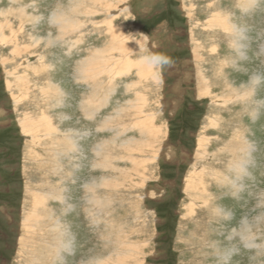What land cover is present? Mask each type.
Returning <instances> with one entry per match:
<instances>
[{
	"label": "rangeland",
	"instance_id": "obj_1",
	"mask_svg": "<svg viewBox=\"0 0 264 264\" xmlns=\"http://www.w3.org/2000/svg\"><path fill=\"white\" fill-rule=\"evenodd\" d=\"M245 1L112 0L101 6L88 0L87 7L97 13L73 14L76 18L70 14L76 22L69 19L71 27L74 23L76 28L64 36L52 14L72 0H0V264H26L23 223L34 205L29 199L38 188L44 195L51 187L65 190L68 203L50 199L51 217L42 214V225L60 217L76 233L77 251L67 256V264H94L99 256L105 260L123 248L120 239L128 238L143 251L124 264H217L214 242L223 246L226 229L236 226L242 215L257 214L254 197L264 190V83L254 89L248 86L253 73H264V0L249 6L251 0ZM35 16L38 21L33 22ZM111 27L121 29L120 39H126L131 53L127 57L112 48ZM49 33L55 48L47 46ZM241 33L246 37L240 41L244 59L237 51ZM161 55L170 63L154 64L158 82L126 70V59L153 65L150 58ZM51 81L59 94L46 97L43 88ZM208 86L211 93L205 95ZM141 105L139 119L154 115V127L166 136L153 149L147 145L131 158L117 143L133 138L150 143L149 135L143 137L132 128ZM46 116L52 117L56 139L43 138L38 125L34 133H24L20 122L29 118L32 126ZM69 137L76 139L83 153H76L75 161L65 151ZM201 138L211 140L207 155L217 159L201 157ZM33 141L38 147H31ZM104 143L108 146L101 158L95 147ZM246 147L248 155L239 156ZM48 148L54 152L50 157ZM222 148L225 152L218 151ZM31 153L42 155L45 162H37ZM133 159L142 162L139 172ZM236 159L248 163L249 169L239 198H233L231 188ZM194 168L207 170L202 182L211 200L207 206L199 203L185 217V207L195 195L187 193L185 181ZM123 169L133 174L132 179L115 190L99 187L102 178H116ZM143 174L148 180L135 191L132 186L142 184ZM88 182H96L95 187L89 186L90 190ZM220 207L234 212L230 223L217 217ZM256 237V243H264V225ZM232 264H264V253L256 255L240 246Z\"/></svg>",
	"mask_w": 264,
	"mask_h": 264
},
{
	"label": "bare ground",
	"instance_id": "obj_2",
	"mask_svg": "<svg viewBox=\"0 0 264 264\" xmlns=\"http://www.w3.org/2000/svg\"><path fill=\"white\" fill-rule=\"evenodd\" d=\"M69 1V0H68ZM110 2L112 0H94V5L95 4H98L103 6V2ZM116 1H119L118 3H121L125 0H116ZM247 1V0H246ZM245 1V2H246ZM253 1L254 0H251L249 3L246 4V6L249 4H253ZM87 2L88 0H72V4H68L69 6L66 7L65 6H59L52 14V22L58 27V32H60V34L62 35H66V33L68 32H73L72 29L76 28V23L74 21V19L72 20L71 18L75 17L77 15H73V14H76V13H81L82 16H90V15H95L97 12H93L92 8L90 7H87ZM128 2V0H127ZM248 2V1H247ZM255 4V3H254ZM248 5V6H249ZM112 4H107V7H111ZM252 6V5H251ZM254 6V5H253ZM95 7V6H94ZM93 7V9H94ZM84 8V9H83ZM118 8V7H117ZM116 8V9H117ZM115 9V8H114ZM127 9V8H126ZM222 9V8H221ZM118 10V9H117ZM101 13V12H100ZM25 14V13H24ZM22 14V16L24 15ZM70 14H71V18H70ZM86 14V15H85ZM109 15V14H108ZM111 15V14H110ZM115 15V14H114ZM20 16V17H22ZM81 16V15H80ZM112 16V15H111ZM231 16V15H230ZM93 17V16H92ZM32 18V17H31ZM135 18V17H134ZM72 20V22L74 21L73 23V27H71V22L70 20ZM38 21V18L35 16L33 22H36ZM77 21V20H76ZM112 21V19H111ZM214 21V20H213ZM80 22V21H79ZM103 22V21H102ZM212 22V21H211ZM113 23V22H112ZM213 23V22H212ZM2 24V23H1ZM0 24V25H1ZM83 24V22H82ZM107 24V23H106ZM80 25V23H79ZM216 25V24H215ZM33 26V25H32ZM55 26V27H56ZM198 26V25H197ZM6 27V26H5ZM209 27V26H208ZM212 27V26H211ZM2 27L0 26V31L2 30L1 29ZM72 28V29H70ZM112 28V41L114 44L112 48H114V51H115V48H119L120 49V53L123 54V55H129L131 53L127 52V49L128 46L125 45L127 43V41L124 40L123 42V37L120 39L121 37V34L122 32L120 33L119 30L121 29H116L114 27H111ZM109 28V29H111ZM215 29V28H214ZM3 31V30H2ZM51 33V32H50ZM49 33V34H50ZM124 34V33H123ZM4 36V35H3ZM63 36V37H64ZM70 36V35H69ZM125 36V34H124ZM145 36V35H144ZM13 37V36H12ZM47 37V36H46ZM111 37V36H110ZM53 36L50 34L49 35V38H48V41L47 43H49L47 46H52L55 48V46L57 47L56 45V42L54 43L53 40H52ZM65 38V37H64ZM125 38V37H124ZM56 39V38H55ZM130 39V38H128ZM5 40V39H4ZM122 40V42H121ZM116 41V42H114ZM131 41V40H130ZM36 42H40V40H37ZM45 42V41H44ZM126 42V43H125ZM70 43V42H69ZM80 43V41H79ZM33 44V43H32ZM133 44V43H132ZM8 45V44H7ZM79 45V44H78ZM118 46V47H115ZM36 46V45H35ZM141 46V45H140ZM15 48V47H14ZM138 48V47H137ZM50 49V48H49ZM16 52H18V48L15 49ZM73 50V49H72ZM132 50V49H131ZM142 50V49H141ZM247 50V48H246ZM51 51V50H50ZM114 51H111V52H114ZM93 52V51H92ZM90 52V53H92ZM217 53V52H216ZM136 55V54H135ZM246 55V54H245ZM40 57V56H39ZM101 57V56H100ZM127 57V56H126ZM45 58V57H44ZM44 58H40L39 60H43ZM62 58V57H61ZM98 59V58H97ZM115 59V58H114ZM110 60V58H109ZM118 60V59H117ZM90 61V60H89ZM99 61V60H98ZM96 61L95 59V63L98 62ZM102 61V60H101ZM126 63H127V68L126 70H136L137 71V75L140 77V78H143L144 80H148L149 77H152L154 78V80H159V77L157 75V73L155 72L154 70V64H148L145 60L143 62H135L134 60L133 61H130V60H125ZM82 62V61H81ZM87 62V61H86ZM227 63V62H226ZM90 64V63H89ZM122 64V63H121ZM100 65V64H99ZM43 66V65H42ZM45 66V65H44ZM93 67V66H92ZM95 68V67H94ZM91 71V69H87L85 71ZM93 70V69H92ZM83 70V73L85 72ZM156 73V74H154ZM97 74V73H96ZM98 75H100L98 73ZM94 78V76H93ZM87 81V80H85ZM183 82V81H182ZM55 83L53 81H51V83H48L46 89L43 88V94L48 97V96H54V95H57L59 94V91L58 89H56L57 87L54 85ZM205 86H207V84H205ZM7 87L9 89H11V85H7ZM220 87V86H219ZM13 89V88H12ZM13 91V90H12ZM237 91V90H236ZM205 95L207 94H210L211 93V88L208 86L205 88ZM249 95V94H248ZM62 97V96H61ZM54 98V97H53ZM49 100V99H48ZM62 101V99H60ZM184 100V98H183ZM141 101H143L144 105H145V102H146V98H142ZM234 102V101H233ZM210 104V103H209ZM144 105H141L138 107L137 109V114H136V120L132 126V128L134 129V131L138 130L139 133L141 134V136L143 137H147L149 135V138L147 139L148 142H150L149 144L147 142H143V140H136V139H131V140H127L126 142L124 143H117V145H119V148H126L128 150V154L131 155V158L133 157L132 155L140 152L142 149H145V147H148L150 149H153L154 146L156 144H158V140L159 139H164L165 136H166V133L163 134L161 128H157V127H154L153 123L155 122L154 121V115L153 116H148L147 119L145 120H142V119H139L140 116L138 115H142L143 111L142 110V107ZM136 110L134 109V113ZM145 111V110H144ZM165 113V112H164ZM43 114H45L43 112ZM124 114V113H123ZM162 114V113H160ZM120 115V114H119ZM157 115V114H156ZM31 116V115H30ZM44 116V115H43ZM159 117V116H157ZM69 118V117H68ZM156 118V117H155ZM157 119V118H156ZM65 120V119H64ZM211 120V119H210ZM38 124H35V125H30L31 121L29 118L25 119L23 122H20V125L24 131L25 134H28V133H34L33 131H36L38 129H42V131L40 132L41 133H45V135H43L42 137L45 138V139H49V137L52 135L54 136V139L57 138V131H55V129L52 127L51 125V122H52V117L50 116H46V117H42L38 120ZM33 122V121H32ZM35 123V121L33 122ZM149 123V124H148ZM168 123V122H167ZM156 124V123H154ZM38 125V126H37ZM215 125V124H214ZM34 126H37L38 129ZM159 126V125H158ZM168 127V126H167ZM132 129V130H133ZM54 132H53V131ZM169 132V131H168ZM49 133V134H48ZM138 133V134H139ZM168 134V133H167ZM37 135V134H36ZM51 136V137H52ZM120 136V134H119ZM125 136V134L123 135ZM164 137V138H163ZM39 138V137H38ZM241 138V136H240ZM242 139V138H241ZM116 140V139H115ZM161 140V141H162ZM166 140V139H165ZM68 141H69V145H68V149L65 150L66 152H68L69 156L71 155V159L73 161H75V159H77V155L76 153H80L81 149H79V146H78V142L76 141V139L74 140V138H71L69 137L68 138ZM146 141V140H145ZM152 141H153V144H152ZM242 141V140H241ZM116 141H114L113 144H115ZM165 142V141H164ZM211 140L208 138H201V140L199 139L198 141V149L200 150V152H202L201 154V157L203 159H206L208 157H211L212 160H215L217 159V155H207V147L208 145L210 144ZM112 144V143H111ZM165 144V143H164ZM116 145V144H115ZM162 145V144H161ZM38 147L37 143H35L33 141L32 143V148H35V147ZM106 146H108L106 143L104 144H99V145H96L95 147V154L99 155L100 157L103 155L102 154V150H105V152L107 151L106 149ZM110 146V145H109ZM42 147V146H41ZM60 147V146H59ZM147 147V148H148ZM162 147V146H161ZM180 147V146H179ZM227 147V146H226ZM44 148V147H43ZM108 148V147H107ZM163 149V148H162ZM161 149V151H162ZM225 149V148H224ZM224 149H219L218 151H224ZM229 147H227L225 150L229 151ZM79 150V151H78ZM231 150V149H230ZM245 150L248 151L247 147L246 149H241L240 150V155L239 156H242L244 155L246 152ZM253 150V148H252ZM52 151V150H51ZM50 149L48 148L46 150L48 156L50 157V153H53L54 152H51ZM159 151V152H161ZM225 152V151H224ZM230 152V151H229ZM59 155L61 152H58ZM58 153L56 154V157L58 156ZM231 153H237L236 151H232L231 150ZM32 154V153H31ZM82 152H81V156H82ZM156 154V153H154ZM168 154V153H167ZM247 154V153H246ZM248 155V154H247ZM251 155V154H250ZM32 156L34 157L35 155L32 154ZM42 155H36L34 157V159L38 158V160H36L37 162L39 161L40 163H43L45 162V160H43L42 158H40ZM122 156V155H121ZM234 156V155H233ZM252 156V155H251ZM31 157V159L33 158ZM108 157V156H107ZM236 157V155H235ZM245 157V156H244ZM102 158V157H101ZM100 158V159H101ZM105 158V157H104ZM156 159H158L159 157L158 156H155ZM238 158V157H237ZM107 159V158H106ZM110 159V158H109ZM201 159V160H203ZM239 159V158H238ZM251 159V157H250ZM48 160V161H47ZM46 161L48 163H53V160H50V159H47ZM98 160V159H96ZM237 160V159H236ZM133 163H137L136 164V168L134 169L135 171L139 172L140 171V165L142 162L138 163V161H135V159L132 160ZM144 161V159L142 160ZM155 161V160H154ZM242 160H239V162H241ZM247 161V160H245ZM249 161V160H248ZM46 162V163H47ZM238 160H237V164L236 165H232L231 167L234 168V170H237L240 166H243V167H246L247 169V172L249 173V169L247 168V165L248 163L246 164H241L239 163ZM75 164V162H73ZM230 164V163H229ZM43 165V164H42ZM107 165V164H106ZM212 165V164H211ZM75 166V165H74ZM100 166V165H99ZM112 166V165H111ZM144 166V165H143ZM57 171L61 172L59 167H58V164H57ZM107 167V166H106ZM111 168V167H110ZM116 168V167H115ZM55 170V171H56ZM113 170V169H112ZM115 170H118L115 169ZM133 170V171H134ZM54 171V170H53ZM207 170L205 169H198V168H194V171L189 173L188 174V177H187V180L185 181L186 182V191L187 193H194V197L192 199L193 202L192 204H189V207L186 206L185 208L189 211H187V214L185 215V217H189L192 215L191 211L192 210H195V208H197V206L199 207V203H201L202 205H205L207 206L209 203H210V196H209V193H207V190L205 189L204 185H203V178L205 175H207L205 172ZM212 171V169L210 168V170L208 172ZM106 172V171H105ZM136 172V173H137ZM134 173V172H133ZM215 173V172H214ZM214 175V174H213ZM236 175H237V171H236ZM71 176V175H69ZM135 176H139L138 174H135ZM249 176V175H248ZM133 177V174L131 175L130 172H128L127 170H119V173H117L116 175V178H112V179H101L99 182H98V185L99 187L102 186H109V187H113V189L115 188L116 189V186H121V184H124L123 182H128L130 179H132ZM140 177H142V184L140 185L139 183L140 182H137L135 184V186L132 188L137 189V187H142L144 186L143 184H145V182L148 180V177L145 176L144 174L143 175H140ZM216 177H218L217 173H216ZM150 178V177H149ZM151 179V178H150ZM201 179V181H200ZM152 180V179H151ZM221 180V179H220ZM202 182V183H201ZM135 183V182H134ZM96 182H93V183H86V187H88L90 189L89 186L91 185H95ZM130 185V184H129ZM153 186V185H152ZM95 187V186H94ZM204 187V189H202ZM131 188V189H132ZM143 188V187H142ZM146 188V187H145ZM114 189V190H115ZM129 189V190H131ZM91 190V189H90ZM64 191L65 190H57L56 187L50 189L49 192H45L44 195H40L38 192H39V188L37 189V193H33L32 194V198L29 199V200H32L33 199V203L34 205L32 204L33 206V209H30V212H28V214L25 216V221H24V227H25V243H24V246H23V257H26V264H59L58 262H60L61 264H67V256L68 255H72L74 254V251L76 250L77 248V242H76V238H75V232L74 230L69 226V228L67 227L69 225V223L67 224H63L61 222V218L59 217V219H49V221H47V223H45L46 225H42L43 221H44V217L42 216V214H45V217H48L47 214L48 213V210H47V203L49 202V200L51 199H54V200H58V201H62L63 202H67L68 203V197L66 195H64ZM89 191V190H88ZM32 192V191H31ZM31 194V193H30ZM138 195V194H137ZM156 195V194H155ZM30 197V196H29ZM95 197V196H94ZM156 197V196H155ZM67 198V199H66ZM207 198V199H205ZM26 199V198H25ZM130 199V198H129ZM93 200V198H92ZM95 200V199H94ZM101 200V199H100ZM88 201V200H87ZM98 201H99V198H98ZM109 201V200H108ZM107 201V202H108ZM92 202V201H91ZM134 202V201H133ZM93 203V202H92ZM101 203V202H100ZM137 203V202H136ZM24 204V202H23ZM139 204V203H138ZM25 205V204H24ZM64 205V204H63ZM136 205V204H135ZM138 206V205H137ZM24 207V206H23ZM28 207V206H27ZM139 207V206H138ZM31 208V207H29ZM90 208V207H89ZM94 209V208H93ZM98 209V208H97ZM96 209V210H97ZM138 209V208H136ZM184 209V208H183ZM135 210V209H134ZM134 212V211H133ZM92 213V212H91ZM89 213V214H91ZM88 214V213H87ZM93 215V214H92ZM58 216V215H57ZM89 216V215H88ZM134 216V215H133ZM51 217V216H49ZM48 217V218H49ZM54 217V216H53ZM92 217V216H91ZM137 218V217H136ZM31 219L34 220V222L38 225H34L33 222L31 223ZM91 220V219H90ZM116 220V219H114ZM134 220V219H133ZM46 221V220H45ZM99 221V220H98ZM97 221V223H98ZM135 221V220H134ZM137 221V220H136ZM139 221V220H138ZM112 224V223H111ZM136 224V223H135ZM144 224H145V221H144ZM137 225V224H136ZM143 225V224H142ZM146 225V224H145ZM144 226V225H143ZM67 227V228H66ZM148 227V226H147ZM48 230H47V229ZM129 228V227H128ZM73 230L72 233H74V236L71 234V231ZM115 230V229H114ZM134 231V230H133ZM127 233V231H126ZM134 233V232H133ZM128 234V233H127ZM137 234V233H136ZM132 235V234H131ZM120 237V236H119ZM133 238V237H132ZM128 241H123V240H119V243L118 245L122 246L123 248L121 249H117L116 253L112 254V256H108L105 260L103 259V257L99 256L97 258H95V261H94V264H121V262L124 264L127 260L132 259L134 257H139L142 253V249L141 246L138 245V243L136 242H132L131 241V238H128L127 239ZM32 244V247L34 246V249L31 248V245ZM30 246V247H29ZM116 248V247H115ZM118 248V247H117ZM32 249V250H30ZM77 251V250H76ZM98 256V255H96ZM142 257V256H141ZM91 260V259H90ZM134 260V259H133ZM140 261V260H139ZM128 262V261H127ZM135 262V261H133ZM132 262V263H133ZM23 263V262H22ZM131 263V264H132ZM86 264V263H85ZM87 264H89L87 262Z\"/></svg>",
	"mask_w": 264,
	"mask_h": 264
},
{
	"label": "clouds",
	"instance_id": "obj_3",
	"mask_svg": "<svg viewBox=\"0 0 264 264\" xmlns=\"http://www.w3.org/2000/svg\"><path fill=\"white\" fill-rule=\"evenodd\" d=\"M246 37L241 33L239 41L237 43V51L241 59H244L245 53L243 50V41ZM151 62L156 65H164L170 63V58L165 56H153L150 58ZM264 83V73H253L249 79L248 86L250 88H256ZM259 103V102H258ZM246 167L240 166L237 169V175L232 182V196L233 198H239L241 193L246 189V185L243 183L245 176H248ZM255 210L256 215H242L236 226L226 229L225 244L220 245V242H214L215 247L213 253L217 260V264H232V257L238 254V249L243 246L245 249L254 252L256 255L264 253V243H256V233L262 225H264V190L259 191L255 195ZM217 217L224 223H230L234 219V212L227 208H217ZM255 259V256L251 257Z\"/></svg>",
	"mask_w": 264,
	"mask_h": 264
}]
</instances>
